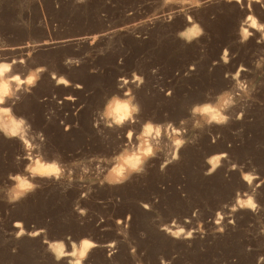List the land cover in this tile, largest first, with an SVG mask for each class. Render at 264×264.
Segmentation results:
<instances>
[{"label":"rangeland","instance_id":"1","mask_svg":"<svg viewBox=\"0 0 264 264\" xmlns=\"http://www.w3.org/2000/svg\"><path fill=\"white\" fill-rule=\"evenodd\" d=\"M201 4L195 8L175 0H0V61L15 60L10 75L22 78L32 69H45L30 94L21 91L19 99L8 101L15 116L31 125L26 138L39 145L31 155L58 160L74 178L85 176L71 187L67 179L57 183L36 177L33 182L41 187L14 204L0 192L3 264H56L44 241L67 236L98 244L85 264H137L130 245L137 249L139 264H161V258L165 264H233L234 259L236 264H256L264 255V31L247 20L251 15L258 26L264 25V0ZM193 24L203 35L189 43L178 34ZM242 29L251 33L247 40ZM225 49L228 63L222 59ZM238 70L239 79L254 89L252 98L239 99L229 109L226 125L194 128L191 107L214 103L219 94L234 90ZM53 74L63 76L68 86L57 85ZM125 93L140 107L136 123L106 127L99 121L105 102L113 95L126 98ZM240 112L244 117L238 120ZM0 115V122H6ZM149 120L186 129L187 142L178 159H172L171 147L164 148L148 161L144 174L122 185L101 187L99 180L110 167L105 161L122 148L133 150L136 140L128 141L126 132L139 131ZM96 122L99 128L93 126ZM41 132L43 143L33 139ZM166 143V138L161 140ZM224 153L221 166L213 169L210 158ZM29 154L20 139L0 133V188L9 186V175H28L24 166ZM244 175L254 177L251 183ZM89 188L91 194L81 199V192ZM245 194L254 197L256 212L236 205L247 198ZM81 209L86 216L79 215ZM217 213L223 217L220 225L215 223ZM233 219L235 227L229 223ZM173 220L186 231H200L189 241L171 239L161 228L172 227ZM37 231L40 234L34 236ZM111 241L117 242L119 252L108 260L107 252L114 251L106 247ZM69 259L60 264H69Z\"/></svg>","mask_w":264,"mask_h":264},{"label":"clouds","instance_id":"2","mask_svg":"<svg viewBox=\"0 0 264 264\" xmlns=\"http://www.w3.org/2000/svg\"><path fill=\"white\" fill-rule=\"evenodd\" d=\"M77 2L84 3V0H77ZM171 2H174V0H165V4ZM175 2H180L184 5L195 8H200L202 6L201 0H175ZM204 2L206 3L208 0H204ZM171 18L172 17L170 16L169 20H171ZM188 19L191 22L192 18L188 17ZM247 20L251 21L250 26L252 28H258V30L264 31V25L258 26L257 21L251 15L247 17ZM178 35L180 38L191 43L193 39L203 35V29L199 25L193 24ZM250 35L251 33L248 32L247 29H244L243 39L247 40ZM227 56L228 51L225 49L224 56L222 57L224 63H228ZM20 63L24 62L20 61ZM15 64V60L11 61V63L0 61V113L7 117V121L2 127H0V133H3L8 138L20 139L25 146V151L30 153L26 157L30 162L24 166V172L28 175L20 173L9 175V186L7 188H0V192L3 193V198L6 199L9 204L17 203L39 189L41 186L33 182L36 177L55 180L57 183L67 179L69 187H71L73 183L82 182L85 179V176L83 175L74 178L72 170L63 167L58 160L53 159L51 161H45L40 155H37L35 158L31 155V151L39 147V145L30 142L29 139L26 138L31 129V125L28 124L25 118L15 116L13 108L8 104V101L13 98L19 99L18 93L21 91L30 94L31 89L36 86L40 78L39 74L45 71V69L43 67L32 69L22 78L20 74L10 75ZM257 66L259 67V65ZM239 76L240 70H238L233 77L236 81L234 90H226L219 94L214 103L195 104L191 107L190 117L193 120L194 128L202 130L205 126L211 127L214 124L217 126L226 125L231 118L228 114L229 109L235 106L239 99L252 98V91L254 89H249L247 82L240 80ZM52 78L56 80L57 85L63 84L68 86L69 82L63 76L57 78L56 75L53 74ZM135 78L140 84H143V79L140 76H136ZM124 83L127 84L128 81L125 80ZM167 94L171 95V91ZM125 97L126 98H122L113 95L105 102L99 113V121H102L106 127L122 128L126 123H136V117L140 112V107L135 102V97L133 95L125 93ZM243 117L244 112H240L236 115V119L238 120ZM185 122L186 121H181V125ZM93 126L99 128V122L94 123ZM65 130L67 131L68 129L66 128ZM184 132H186V129L177 128L172 122H168L167 124H157L150 120L143 122L139 131L130 128L126 132V138L128 141H132L135 138L136 144L133 146V150H130L128 147L122 148L117 154L105 161L110 167L107 169V173L103 175V178L99 180L100 186L103 187L104 184H108L109 186L122 185L128 182L133 175L144 174L146 171L145 165L148 161L156 157V155L159 152H162L164 148L171 147L174 150L172 159H178L179 149L187 142L183 138ZM37 138L41 143L45 141L42 132L38 133L36 137H33L34 140ZM165 138L169 143L162 145L161 140ZM213 142L215 141L213 140ZM226 157V153L211 157L210 162L213 165V169L221 166V159ZM165 166L166 165H162L161 170H163V167ZM96 167L101 172L104 171L101 169L100 164H97ZM232 167L235 169L236 166L233 165ZM82 171L87 174L89 170L84 168ZM253 178L254 177L251 175H244L243 177V179L249 183H251ZM90 182L95 183L94 180ZM257 187H259V185H257ZM67 190L68 189L66 188L65 191ZM91 192V188H89L87 192H81L80 198H87ZM245 195L247 196V194ZM236 205L241 209H250L253 212H256L258 208V204L255 202L253 196H247L246 199H238ZM236 205L232 208L233 212L237 210ZM142 206L145 209L149 207L148 204H142ZM79 215L86 216V212L81 209ZM217 216L219 218L215 223L220 225L223 217L220 216L219 213H217ZM128 219H130V217H128ZM117 223H123V221L118 220ZM229 223L232 224L233 227L236 226L234 219L230 220ZM128 226V224H125V228ZM173 228H175V230H173ZM218 230L221 233L224 232L223 227H220ZM40 231L44 230L42 229ZM161 231L165 232V234L171 239H183L189 241L195 239L194 233L200 231V229L193 227L186 231L185 226L178 225L176 221L173 220L172 227L165 225L161 228ZM39 234V231L33 233L34 236H38ZM20 235L21 233H17L16 239H19ZM203 238L204 234H201V239ZM44 242L49 244L46 251L54 255L56 264H60V262L67 257L71 258L69 259V264H85L88 254L94 248L98 247V244L95 241L87 237L82 238L79 242L73 241L71 236H67L65 239L57 242L49 243L47 240ZM116 243V241H111L106 245L107 248L114 249V251L107 252L106 258L108 260H112V258L119 252ZM130 249V255L133 261H136L137 264H139L137 249L131 245ZM247 251L251 252V247H248ZM16 253L17 249L15 247L11 248V254L15 256ZM0 264H3V261H0ZM161 264H165L163 258H161ZM168 264H171V262L169 261ZM233 264H236L235 259L233 260ZM256 264H264V255H259L256 258Z\"/></svg>","mask_w":264,"mask_h":264},{"label":"bare ground","instance_id":"3","mask_svg":"<svg viewBox=\"0 0 264 264\" xmlns=\"http://www.w3.org/2000/svg\"><path fill=\"white\" fill-rule=\"evenodd\" d=\"M243 31H244V29H242L241 31H240V34L242 35V37H243ZM1 116V115H0ZM1 118V117H0ZM1 121V120H0ZM3 121H4V119H3ZM2 121V122H3ZM2 122H0V127H2L3 125H4V123H2ZM208 162H209V160H208ZM211 167V166H210ZM212 169V168H211Z\"/></svg>","mask_w":264,"mask_h":264}]
</instances>
